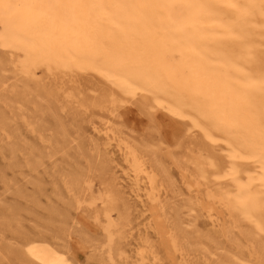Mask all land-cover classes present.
<instances>
[{"label":"rangeland","instance_id":"374dc122","mask_svg":"<svg viewBox=\"0 0 264 264\" xmlns=\"http://www.w3.org/2000/svg\"><path fill=\"white\" fill-rule=\"evenodd\" d=\"M254 37L264 55V26ZM35 77L30 101L17 105L7 97L23 90L21 84L9 74L0 79V108L7 112L0 121V264H25L17 256L26 239L58 247L68 264H264V232L223 200L235 184L220 176L229 162L220 135L216 144L205 143L197 130L186 131V121L166 110L140 113L135 98H115L116 87L90 75ZM35 105L44 113L41 120L34 117ZM164 123L175 127L172 136L164 138ZM127 149L154 175L158 197L152 204L135 195L122 155ZM193 157L204 162V175ZM237 162L258 172L255 159ZM70 174L91 186L95 207L109 196L114 201L110 217L119 224L114 242L120 249L111 258L106 219L92 217L94 205L70 184ZM208 207L220 212L219 225L212 226ZM167 234L179 240L173 257Z\"/></svg>","mask_w":264,"mask_h":264},{"label":"bare ground","instance_id":"6f19581e","mask_svg":"<svg viewBox=\"0 0 264 264\" xmlns=\"http://www.w3.org/2000/svg\"><path fill=\"white\" fill-rule=\"evenodd\" d=\"M263 26L264 0H0V79L9 74L21 84L23 90L7 97L17 105L30 101L37 89L29 85H38L36 72L90 75L116 87L115 98H135L140 113L166 110L186 121V131L197 130L205 143L216 144L220 135L229 150L220 176H231L235 184L223 200L264 232V55L254 41ZM32 112L37 120L44 116L36 105ZM6 119L0 108V121ZM163 126L164 138L172 136L175 127ZM103 129L107 142L112 140L108 127ZM148 139L143 138L145 144ZM122 155L131 167L135 195L152 204L158 193L151 170L135 150ZM238 159H255L258 172L252 175ZM193 161L198 175H204V162ZM80 178L70 174V184L97 206L91 186L83 187ZM115 207L109 196L92 216L106 219L109 258L120 249L114 242L119 224L110 217ZM210 209L212 226L219 225L220 212ZM167 235L173 257L179 240ZM17 259L68 264L58 247L31 239L22 241Z\"/></svg>","mask_w":264,"mask_h":264}]
</instances>
